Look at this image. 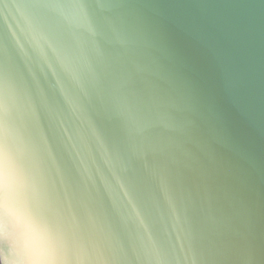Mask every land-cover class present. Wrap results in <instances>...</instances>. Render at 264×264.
<instances>
[{
  "label": "water",
  "instance_id": "95a60500",
  "mask_svg": "<svg viewBox=\"0 0 264 264\" xmlns=\"http://www.w3.org/2000/svg\"><path fill=\"white\" fill-rule=\"evenodd\" d=\"M0 264H264V0H0Z\"/></svg>",
  "mask_w": 264,
  "mask_h": 264
}]
</instances>
